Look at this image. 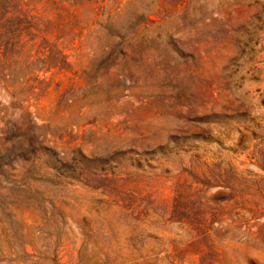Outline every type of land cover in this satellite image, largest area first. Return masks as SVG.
<instances>
[{
    "label": "rangeland",
    "instance_id": "rangeland-1",
    "mask_svg": "<svg viewBox=\"0 0 264 264\" xmlns=\"http://www.w3.org/2000/svg\"><path fill=\"white\" fill-rule=\"evenodd\" d=\"M0 264H264V0H0Z\"/></svg>",
    "mask_w": 264,
    "mask_h": 264
}]
</instances>
